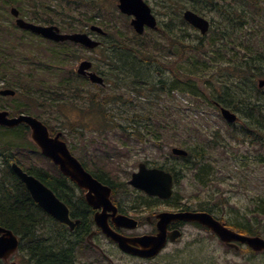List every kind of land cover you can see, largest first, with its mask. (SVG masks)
Masks as SVG:
<instances>
[{
  "label": "rangeland",
  "instance_id": "374dc122",
  "mask_svg": "<svg viewBox=\"0 0 264 264\" xmlns=\"http://www.w3.org/2000/svg\"><path fill=\"white\" fill-rule=\"evenodd\" d=\"M8 1L0 0V60H7L1 72L9 82L0 81V86L3 83L18 89L17 96L11 102L24 104L27 113L30 111L55 131L62 132L72 152L85 163L88 170L107 172L121 186L117 191L119 201L132 202L140 196V190L127 184L139 162L149 165L155 162L180 163L171 154V148L178 146L186 149L195 143L212 147L208 160L213 167L214 180L201 185L195 179V170H188L184 165L182 177L175 186L179 193L187 195L196 205L207 207L214 204V214L220 217H227L234 207L249 205L251 198H264V143H258L257 135L248 143V138L237 132L240 126L231 128L212 104L213 100L222 99V82L230 78L229 74H225L230 67L229 58L236 62L239 57L247 55L246 50L233 47L228 56L217 61V53L209 46L213 30L210 29L201 39L198 31L183 22V10L190 9L188 0H145L158 18L160 30H146L142 35H137L130 26V18L120 13L117 0H73V4L68 0H11L21 6L26 16L36 21H53L63 28L80 31L92 23L109 32L107 39L102 38L103 41L106 39L102 47L84 51L72 44L58 46L24 34L15 27ZM260 4L264 6V0ZM218 15L209 10L204 14L214 24L221 21ZM170 21L173 26L169 27L167 33L164 24ZM214 26L212 24L211 28ZM254 28L259 33L257 43L253 44V52L255 55L264 54V20ZM240 37L250 39L244 30ZM109 41L125 42L129 47H136V43L143 44L141 60L150 57L148 62H141L143 68L149 71V77L144 79V95L139 96L141 91L131 88V84L122 77L119 80L109 79L114 76L107 58ZM197 44L201 46L199 50H194ZM81 58L94 61L95 69L106 78L105 87L78 81L73 89L63 88L59 83L61 81L72 77L82 80L75 75ZM193 58L212 62L205 69L195 70L198 76L191 77V82L198 89L197 95L180 89L170 95L151 94V90L155 91L153 86L157 84V78L168 81L180 78L178 84L185 88L184 81H187L190 67H194ZM254 78L256 83L260 77ZM50 90L64 100L58 104L53 102L48 96ZM42 91L49 98L43 96ZM101 97L110 100L107 107L112 119L109 122L90 108V99L96 98L100 102ZM113 97L116 100H111ZM11 102L2 101L12 106ZM147 113L154 123L145 120ZM238 114L245 122L243 115ZM140 123L153 126L158 131L157 138L153 136L143 142L135 140V128H144L139 126ZM24 152H20V158L26 167L52 168L37 150L30 152L32 156L29 159H26ZM124 182L125 185L122 184ZM220 202H224L225 206H218ZM225 250L224 246L219 245V264H232V260L235 264H258V259L247 262L232 254L226 255ZM112 259L116 264L115 254ZM11 260L21 262L19 250Z\"/></svg>",
  "mask_w": 264,
  "mask_h": 264
},
{
  "label": "trees",
  "instance_id": "16d2710c",
  "mask_svg": "<svg viewBox=\"0 0 264 264\" xmlns=\"http://www.w3.org/2000/svg\"><path fill=\"white\" fill-rule=\"evenodd\" d=\"M188 1L190 2V9L199 14L204 15L208 10L219 14L218 16L221 21L214 24L211 20V26L212 24L216 26L210 28L213 30V36L211 37V42H209L210 48L217 53V61L220 62L221 59L228 56L227 54L229 50L231 49L233 51V47L239 46L246 50L247 55L239 57L240 59L236 62L228 57L230 61L228 66L230 67L226 69L225 74H229L230 78H227L222 82L224 85H221L223 94L221 101L233 111L239 112L243 115L246 118V121H248L249 128L252 130V137L257 135L259 136L258 139H256L258 143H264V88H258L254 82V77L264 76V54L257 53V55H255L252 49L253 44L257 43V35L259 33L256 29L257 27H254L257 25L259 26L264 20V6L260 4L261 0ZM68 2L73 4V0H68ZM169 18L172 19L171 16H169ZM172 26V21L164 24L165 29L167 28V33L169 31V27L172 28ZM243 30L244 33L249 35L250 39H243L240 37ZM109 36L108 32L106 39ZM200 38L202 39L203 36H200ZM106 39L104 41H106ZM262 43H264V37H262ZM107 45V58L111 64L110 70L114 73V76L109 79L119 80L122 77L125 82L131 84V88L137 89V92L141 91L139 92L141 93L139 96H142V94L144 95V79L149 77V71L148 68H143V63L141 62L144 60L148 62L150 57L148 56L146 59L141 60V54H143L141 48L143 44L136 43V47H129L130 45L125 42L109 41ZM200 46L201 44H197L194 47V50H199ZM263 51L264 49L262 52ZM138 59L141 61H137ZM192 64L194 67H190L187 81H184L186 89L180 87L178 84L177 80H180V78H175L171 81L164 78H157V84L153 86L155 91L151 90V94L156 92V94L165 93L166 95H170L174 92V90L180 89L197 95L198 89L196 85L191 82V77L194 75L198 76V73H196L195 70L202 67L205 69L210 66L212 62H205L204 60L199 61L197 58H193ZM0 66H3L1 65V62ZM227 76L228 75H226V77ZM78 81L83 83L82 80H76L73 77L59 83L63 85V88L65 89H73V85L78 84ZM44 92L45 91H42V95L46 97L49 96L50 98H48L53 102H56V104H58L61 100H64L59 97V94H56L51 90L50 93H48V96ZM101 98L102 100L100 102L96 98H91L90 108L92 111L100 114L105 121L109 122L112 119L110 117V109L107 107L110 100L106 97ZM111 100H116V97H113ZM101 107L104 108L102 109ZM28 113L31 112L28 111ZM35 116L38 117L37 115ZM38 118L41 119L40 117ZM145 120L154 123L148 113L146 114ZM115 125L119 126L118 124ZM139 126H144V128H141V130L135 128V131L133 132L135 140L143 142V140L145 141L147 138L149 139L153 136H157L156 133L158 131L153 126H150L149 123H140ZM48 128L51 133H54L55 130L51 126ZM152 128H154L155 131L152 130ZM153 140L155 141L156 139ZM208 146L209 145H205V143H195L193 146L188 145V147H186L188 155L184 158H178L180 163L177 161H171L169 163L161 164L162 166L160 165L159 167L164 168L167 171H171L178 179L181 175V169L182 167L185 168V165L186 168H191L193 171L195 170V179L201 185L212 183L214 180V171L208 160L212 147ZM24 149L27 150L26 159L31 158L30 152L33 153L36 150L35 145L29 139V130L25 125L7 129L0 128V154H7L3 159L4 165L0 163V165L5 167L0 168V226L11 229L18 235L30 234L35 236V234L39 232L40 227H43L45 229L44 232L48 235H53L55 233L63 234V231L67 233V228L54 221L51 217L46 218L43 221V224L37 223L39 215L35 209V204L29 198L22 182L9 168V163L12 160H16L22 167H25L30 174L35 175L46 183L47 178L37 172V169L40 168L35 167L34 165H30L28 167L24 166L23 161L20 158V156H22L20 152L23 154ZM153 165H159V163L155 162ZM89 171L98 180L112 187V189L117 190V188L121 187L118 183L113 181V178L107 172L102 170ZM60 177L64 179L62 175H60ZM122 184L125 185V182ZM57 185L62 186L64 183L58 182ZM27 201L29 202L26 203ZM250 201L249 205L230 209V213L227 217H224V220L228 223V225L242 233L264 236V198H251ZM223 204L225 203L220 202L218 206L224 207L225 205ZM210 206H207L206 210L212 212L213 210ZM89 219V221H86L83 218L81 224L82 228L84 226H92L93 221L90 216ZM53 243V241H50L48 245L45 243V246L42 247L43 255L45 254V256L40 257L38 264L67 263V260H63V258H59L58 256H54L52 254L46 255L50 253ZM0 264L7 263L0 260ZM34 264L37 263L35 262Z\"/></svg>",
  "mask_w": 264,
  "mask_h": 264
},
{
  "label": "flooded vegetation",
  "instance_id": "af4514ba",
  "mask_svg": "<svg viewBox=\"0 0 264 264\" xmlns=\"http://www.w3.org/2000/svg\"><path fill=\"white\" fill-rule=\"evenodd\" d=\"M8 2L12 1L9 0ZM8 5L12 6V4ZM16 7L19 9L17 17H21L26 21L37 24H53L49 21H36L34 18H29L21 7ZM12 18L15 24L16 17ZM17 29L26 35L39 38L42 41L51 44H56L58 46H68V44H72L83 49V51L85 49L83 46L69 40L53 41L40 34L30 32L29 30L19 27ZM59 29L60 32L63 33L74 32L71 27L62 28L59 25ZM85 30L92 37L98 39L95 33H91L87 28ZM84 59L88 58H81L79 63ZM6 63L7 60L1 62V65L3 66H0V81L7 80L6 76L1 72V68H4ZM94 65L95 63L92 60V65L89 70L100 74L99 71L95 69ZM75 75L82 78L89 85L92 84L88 80L86 74L77 73L75 70ZM8 82L9 81L7 80V83ZM103 87H105V85ZM5 89H11L14 92L13 94H2L1 91ZM17 94L18 89L7 87V84L2 83L0 86V110L7 111L10 116H12L11 114L26 113L27 110L24 104L11 102ZM5 100L10 101L13 105L11 106V104L7 105L2 103V101ZM213 103L214 107L219 111V107L222 105L221 102L214 100ZM243 122L244 120L238 115L237 121L228 125L231 128L236 129L240 126V129L237 130V132L247 137L248 143H251L252 130L249 128L248 121L245 120V122ZM242 123L243 125H241ZM19 126L22 125L19 124L15 127ZM0 128L7 129L5 126H0ZM6 155L7 154H0V163L3 165V159ZM12 163H9L11 171ZM16 164L23 168V170H26L25 167H22L18 162ZM53 166L54 167L50 169H43L42 167L37 166L40 168L37 169V172L47 178L46 183L38 177L37 178L69 208L70 219L74 222L77 221V223L74 229L62 225L66 227L68 231L67 233L63 231V234L55 233L53 235H48L44 232L45 229L39 226L40 230L35 236L30 234L21 235L19 237V246L16 250V252L18 250L20 251L21 264H34L35 262L38 264L40 257L45 256V254L43 255L42 247L45 246V243L48 245L50 241L54 242L53 247L50 253L46 255L52 254L59 258H63V260H67L66 264H68V262L69 264H115L112 259L113 254L116 255V264H219V245L224 246L227 249L225 250L226 255L232 254L234 257L237 256L246 259L247 262L258 259V264H264V250H254L247 244L239 242L232 243V248H229L216 234L204 225L195 221L172 219L166 224H161V230V228H159V215L162 213L203 211V206H201V204L196 205L187 197V195L179 193L180 191L176 190L175 186L178 182L177 180H175L173 184V194L167 198L148 195L140 190V196H138L140 199L137 198L132 202H123L118 200L119 196L117 191L115 192L111 188L110 199L116 207V215L129 217L136 223L134 227L116 226L112 217L108 216L107 221L109 226L123 239V244L119 245L110 237H107L94 223V214L100 209H94L86 203L87 201L85 200L84 195L85 191L76 186L67 177L62 179L58 167L54 164ZM2 167L5 168L0 165V168ZM12 173L14 172L12 171ZM58 182H62L64 185L58 186ZM24 189L27 192L25 185ZM28 202L29 201L26 203ZM33 203L35 204V209L39 215L37 223L43 224V221L51 216L34 201ZM107 214H111V212H107ZM89 216L93 221L92 226L90 227L89 225L88 227L84 226L82 228L81 224L83 218L84 220L89 221ZM161 231H163V237L157 238L159 240L162 239L164 245L155 254L151 256H142L133 252L138 251L140 253H146L152 251L153 248L156 247L157 242H154L156 237L150 236H157ZM125 248H129L130 251H127ZM230 262L235 264L234 260Z\"/></svg>",
  "mask_w": 264,
  "mask_h": 264
},
{
  "label": "water",
  "instance_id": "95a60500",
  "mask_svg": "<svg viewBox=\"0 0 264 264\" xmlns=\"http://www.w3.org/2000/svg\"><path fill=\"white\" fill-rule=\"evenodd\" d=\"M117 7L121 13L131 16L130 24L136 33L142 34L146 27L152 29L157 28L156 16L144 0H117ZM10 12L13 16L18 15V10L15 7H11ZM182 16L190 25L198 29L201 34L208 32L210 24L209 20L205 17L191 9L184 10ZM16 25L55 41L71 40L89 49H93L100 44L99 41L91 38L87 33H60L56 25L34 24L22 18L16 19ZM90 29L102 35L106 33L97 25H91ZM91 65L92 62L90 60H83L79 63L77 72L86 74L91 82L103 85V77L93 71H89ZM258 86L264 87V78L258 79ZM13 92L14 91L11 89L1 91L2 94H13ZM220 113L222 117L230 123L237 119L236 114L228 108L221 107ZM21 123L29 127L30 139L40 149V152L57 165L63 175L67 176L70 180L75 182L78 187L85 191V199L90 206L94 209H100L93 217L95 224L100 230L119 245L123 244L121 236L109 226L107 221L108 216L112 217L116 226L134 227L136 223L129 217L116 215V207L110 199L111 188L102 184L84 169L81 163L70 153L65 141L61 139V132L51 136L47 126L32 115L19 114L9 117L7 111L0 110V126L15 127ZM171 152L175 155L187 154L186 150L179 147H173ZM11 169L24 183L30 197L42 209L61 224L68 226L70 229H74L77 221L74 222L70 219L67 206L62 203L49 188L33 175L27 174L17 164L12 163ZM172 182L173 177L169 172H165L158 168H148L144 163H139L138 170L132 173L131 179L128 181L133 187L161 198H167L171 195ZM107 212H111V214H107ZM159 216V228H161V230V224H166L172 219L195 221L211 229L228 246H232L230 242L239 241L241 243H246L254 250H264V238L258 235L238 233L228 228L223 222L215 219L208 212L184 211L178 213H162ZM150 237H156L154 242H157L156 247L153 248L152 251L146 253H140L138 251L133 252L142 256H151L162 248L164 242L157 237H163V231L159 232L157 236ZM17 246V236L11 230L0 227V258H7L15 251ZM125 249L130 251L129 248Z\"/></svg>",
  "mask_w": 264,
  "mask_h": 264
}]
</instances>
